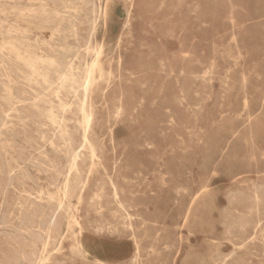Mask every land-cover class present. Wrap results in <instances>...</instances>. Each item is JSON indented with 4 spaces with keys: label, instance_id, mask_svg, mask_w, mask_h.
<instances>
[{
    "label": "rangeland",
    "instance_id": "obj_1",
    "mask_svg": "<svg viewBox=\"0 0 264 264\" xmlns=\"http://www.w3.org/2000/svg\"><path fill=\"white\" fill-rule=\"evenodd\" d=\"M84 1L67 0L70 6H66L82 8L76 22L74 20L81 39L87 36L92 24L96 22L95 37L92 41L94 53L90 52L87 56L82 50H76L75 39L68 30L63 34L67 44L60 40L61 38L57 42L59 44L62 41L61 44L68 46L67 57L72 58L78 54L75 55L77 58L73 64L78 68L79 75L82 74L85 63H90L99 52V59L105 70H112L113 81L108 97L110 103L115 92L120 90L122 93L123 113L113 127V143L109 141V131H96L105 148L103 165L110 171L114 160L119 163L118 176L113 178L118 187V194L117 198L114 197L107 178L103 177L102 169L98 168V173L90 178L80 204H77L76 198L71 200L70 210L79 227L73 226L61 244H50L41 255L39 254L42 248L37 243L40 247L38 255L46 257L47 264H130L137 243L142 251L139 258L141 264H218L222 258L228 256L229 260L224 264H264V231L257 233L256 238L250 237V228H253V223L262 216V213L257 216L251 211V196L257 192L264 200V192L261 191L264 189V0H132L131 31L119 49L116 48V41L122 31L130 1ZM3 4L1 1L0 9L4 8ZM8 6L3 9L7 13L5 16L0 13V21H5L4 27L16 20L15 15L8 11L11 7L20 10L40 7L39 3L30 4L25 0L18 3L8 2ZM62 6L60 2L50 0L46 8L57 7L63 11ZM71 14L69 11L67 15ZM21 26L26 25L21 23ZM49 34L48 30H34L32 35L35 37L31 38L41 42L49 39ZM39 50L43 51V48ZM38 51L36 50V54L41 55ZM218 53L221 55H217ZM119 55L122 59L120 71L115 66V59ZM19 88L26 92L28 100L33 98V93L27 87ZM65 98L64 102H74L71 97ZM48 101L57 106L58 101L46 94L45 101L37 104L39 112L30 110L26 111V115L35 117L33 120L44 122L41 116L45 113ZM3 103L0 100V105L6 108ZM103 118L105 115L99 112L98 123ZM28 128L26 131H13L9 138L10 157L0 160L2 167L8 163L13 167L18 165L13 186L3 189L5 179H0V264H27L34 239L28 237L24 229L31 227L32 231L35 229L33 232H38V227H43V221L37 215L40 210L37 208L34 211L23 209L21 215L17 212L15 204L27 202V198L21 193V185L24 184L27 191L33 192V198L37 196L38 191L42 194L53 193L54 187L50 186L51 180L48 178L49 174H46L48 167L51 164H55L58 169L66 166L67 159L63 158L61 153V143H55L59 148L56 152L48 143L39 140L34 125H29ZM40 131H43L48 139L56 138L49 126L46 131ZM73 134L77 139L78 131H73ZM179 137L182 140L178 139ZM54 142L58 140L54 139ZM43 154H46V157ZM11 158L16 162H12ZM176 185L184 189L177 190L181 194L187 191L193 194L200 186H208L205 197L193 203L185 225L182 214L191 201L189 196L184 199L179 197L181 194L176 192ZM116 199L123 203L124 209L117 207ZM245 199L246 201H243ZM222 211H226L225 214ZM25 217L30 219L27 221ZM66 220V215L62 213L60 221L63 228ZM65 232L64 230L63 235ZM73 236L78 237L80 242L79 253L72 247ZM155 236L159 237L157 243L153 241ZM21 240L25 242L22 243ZM241 241L247 244L243 248L238 246ZM210 242L214 243L213 247ZM231 244L238 247H232ZM69 247L72 250H69ZM20 254L24 255V259Z\"/></svg>",
    "mask_w": 264,
    "mask_h": 264
},
{
    "label": "bare ground",
    "instance_id": "obj_2",
    "mask_svg": "<svg viewBox=\"0 0 264 264\" xmlns=\"http://www.w3.org/2000/svg\"><path fill=\"white\" fill-rule=\"evenodd\" d=\"M4 2L5 6H8V2H20L23 0H0V2ZM27 2L39 3L40 7L38 9L28 8V9H17L16 7H11L8 10L11 14L15 15L16 20L8 26L4 27L5 21H0V37L2 40L0 41V100H2L6 105L4 108L0 105V160L4 159L5 157H10L9 149H11V139L10 135L13 131H17L18 129L22 131H26L29 125H34L37 128V135L39 136V140L43 143H48L50 147L53 148L54 151L58 152L59 148L55 145H59L61 143V150L63 152V158L67 159L66 166L62 169H58L55 164H51L48 167L49 171L46 174L48 178L51 180L50 186L54 187V192H48L46 194H42L41 191L37 192V196L33 198V192H29L24 188V184L21 185L23 187L21 189V193L25 195L27 198L26 204L23 203H16L15 206L17 208V212L21 215L23 209H33L37 208L40 210L39 215L43 227H38V232H33L30 228H25L24 232L28 237L33 238L34 243L31 245L30 256L27 257V264H47L48 259L46 257H41V253L45 252L46 248L50 244L59 243L61 244L67 238L69 232H71L72 227L78 225L74 215L71 212V200L76 198L77 204H80L82 200L83 193L89 183L90 178L95 174L98 173V168L102 169L103 177L107 178V181L111 188V193L116 196L118 194V187L114 184L113 178L118 176L119 173V163L117 160H114L110 171L106 169L103 165V156L105 154V148L103 147V143L100 142L99 136L96 131H109L108 137L110 143H113L115 138V134L113 131L114 125L117 124V121L120 119L121 114L123 113V106H122V93L119 90L115 92L113 95V101L110 103L108 97L111 92V84L112 81V70L109 68L105 70L104 64L99 59V52L96 53V57L90 62L85 63L83 62L84 68L82 74L79 75V70L75 66L74 60L77 58L78 54H73L74 57L69 58L66 56V53H69L68 46L65 44V35L64 32L67 31L71 33L75 40L76 50H82L85 55H90L89 53H94L92 47V41L95 37L96 32V22L92 24L89 33L84 39L79 37L78 32V25H76V20L79 16V13H82V8L72 6L67 7L69 5L67 0H54L60 2V5H63V11L54 7L53 9H47L48 2L50 0H25ZM72 0H70L71 2ZM83 1V0H82ZM86 1V0H85ZM84 1V2H85ZM129 6L127 8L126 19H124V24L122 27V31L117 37L116 41V48L119 49L125 37H128L131 31V11H132V0H129ZM178 1V0H177ZM181 1V0H180ZM183 2L185 0H182ZM89 2V1H88ZM76 3V2H75ZM74 3V4H75ZM83 3V2H82ZM124 3V2H123ZM179 3V2H178ZM177 3V4H178ZM28 4V3H27ZM52 4V3H51ZM73 4V5H74ZM86 4V3H85ZM105 4V3H104ZM182 4V3H180ZM1 5V6H3ZM29 5V4H28ZM55 4H53L54 6ZM82 5V4H81ZM90 5V4H89ZM94 5V3H93ZM19 6V5H18ZM70 6V5H69ZM181 6V5H178ZM10 7V6H8ZM95 7V6H94ZM164 7V5H163ZM162 7V8H163ZM188 7V6H187ZM192 7V6H191ZM3 8V9H4ZM0 9L1 15L4 16L7 14L5 10ZM8 9V8H6ZM92 9V8H91ZM98 9V8H97ZM161 9V8H160ZM173 9V8H172ZM96 10V9H95ZM182 10V9H181ZM69 11L72 13L69 14ZM92 11V10H91ZM196 11V10H195ZM104 12V11H103ZM174 12V11H172ZM90 13V12H89ZM95 14V13H94ZM194 14V13H193ZM9 15V13H8ZM7 15V16H8ZM195 15V14H194ZM98 16V15H97ZM9 17V16H8ZM84 17V16H83ZM87 17V16H86ZM99 17V16H98ZM3 18V17H2ZM6 18V17H5ZM85 18V17H84ZM93 18V17H92ZM103 18V17H102ZM4 19V18H3ZM104 19V18H103ZM7 20V19H6ZM75 20V22H74ZM90 20V19H89ZM8 22V21H7ZM91 22V20H90ZM89 22V24H91ZM104 22V20H103ZM21 23H25V27L21 26ZM81 23V22H80ZM88 23V22H87ZM93 23V22H92ZM164 23V22H163ZM66 24V27L63 25ZM88 24V25H89ZM103 24V23H102ZM203 25V24H202ZM89 27V26H88ZM175 27V26H174ZM90 28V27H89ZM41 31V30H48L49 31V39L44 41L37 40L32 35L33 31ZM166 32V31H165ZM44 33V32H43ZM85 33V32H84ZM171 33V32H169ZM173 33V32H172ZM45 34V33H44ZM66 34V33H65ZM86 34V33H85ZM47 35V34H46ZM67 35V34H66ZM69 35V34H68ZM38 38V37H37ZM60 40L64 41L65 44H58ZM71 38V39H72ZM178 38V37H177ZM58 41V42H57ZM193 42V41H192ZM231 43V42H230ZM228 44V43H227ZM95 45V44H94ZM180 47V45H178ZM229 46V44H228ZM43 48V51H38V49ZM74 47V46H73ZM115 47V46H114ZM226 47V46H225ZM230 47V46H229ZM71 48V47H70ZM101 48V46H100ZM95 49V47H94ZM98 49V48H97ZM163 49V48H162ZM36 50L41 52V55L36 54ZM72 50V49H71ZM74 50V49H73ZM75 51V50H74ZM93 51V52H92ZM101 51V50H100ZM213 51V50H212ZM229 51V50H228ZM72 52V51H71ZM70 52V53H71ZM78 52V51H77ZM76 52V53H77ZM102 52V51H101ZM114 52V51H113ZM127 52V51H126ZM232 52V51H231ZM75 53V52H74ZM202 53V52H201ZM213 53V52H212ZM224 54V53H223ZM226 54V53H225ZM224 54V55H225ZM84 55V56H85ZM95 55V54H94ZM221 55V54H217ZM72 56V55H70ZM83 56V55H82ZM86 56V57H87ZM187 56V55H186ZM184 55V57H186ZM239 56V55H238ZM81 57V56H80ZM93 57V56H92ZM101 57V56H100ZM184 57L182 59H184ZM213 57V56H211ZM223 57V56H222ZM226 57V56H224ZM240 57V56H239ZM221 58V57H220ZM166 60V59H165ZM221 60V59H220ZM242 60V59H241ZM80 61V60H79ZM83 61V60H82ZM86 61V60H85ZM116 61V68L118 71L122 69V59L119 56L115 59ZM239 60H237L238 62ZM77 62V61H76ZM81 62V61H80ZM77 63L78 64H80ZM212 62V61H211ZM224 62V61H222ZM236 62V60L234 61ZM168 63V62H167ZM199 63V62H198ZM197 63V64H198ZM213 63V62H212ZM215 63V62H214ZM225 63V62H224ZM233 64V62H232ZM231 64V65H232ZM111 65V61L108 62V66ZM165 65V64H164ZM238 65V64H237ZM80 66V65H79ZM209 66V65H208ZM228 66V64H227ZM235 66V65H234ZM233 66V68H234ZM81 67V66H80ZM161 67V66H160ZM201 67V66H200ZM24 70H23V69ZM202 68V67H201ZM229 69V68H228ZM207 70V69H206ZM215 70V69H214ZM213 70V71H214ZM117 71V72H118ZM122 72V71H121ZM215 72V71H214ZM223 72H225L223 70ZM222 72V73H223ZM127 73V72H126ZM171 73V72H170ZM205 73V72H204ZM228 73V72H227ZM173 74V73H172ZM172 74H170L172 76ZM202 74V73H201ZM226 74V73H225ZM197 75V74H196ZM207 75V74H205ZM212 75H214L212 73ZM169 76V75H168ZM181 76V75H180ZM192 76V75H191ZM218 76V75H217ZM131 77V76H130ZM133 77V76H132ZM170 77V76H169ZM199 77V76H198ZM203 77V76H202ZM213 77V76H212ZM211 77V78H212ZM215 77V76H214ZM167 78V77H166ZM171 78V77H170ZM210 78V77H209ZM204 79V78H203ZM207 79V78H206ZM196 79L194 78V81ZM200 80V79H199ZM219 80V79H218ZM217 80V81H218ZM22 81V82H21ZM224 81V80H223ZM225 81H227L225 79ZM176 82V81H175ZM191 82V81H190ZM201 82V81H200ZM205 82V80L203 81ZM209 82V81H208ZM220 82V81H219ZM177 83V82H176ZM144 84V83H143ZM208 84V83H207ZM223 84V83H222ZM178 85V84H177ZM211 85V83H210ZM233 85V84H232ZM27 87L30 92L33 93V98L28 100L26 98V92L20 89L19 87ZM193 86V85H192ZM204 86V85H202ZM213 86V85H212ZM219 86V85H218ZM142 87V86H141ZM207 87V86H206ZM240 87V86H239ZM225 88V87H224ZM208 89V88H207ZM226 89V88H225ZM212 90V89H210ZM223 92V91H222ZM225 93V92H224ZM46 94L52 96L56 101H58L57 106L51 103L46 102L47 106L45 107V113L41 116L44 119V122L39 120H33V116L26 115V111H38L39 107L38 103L41 101H45ZM194 95V94H193ZM197 95V94H196ZM223 95V94H222ZM160 96V95H159ZM71 97L74 102H64L63 98ZM196 97V96H195ZM223 97V96H222ZM65 98V99H66ZM50 100V99H49ZM69 100V99H68ZM112 100V99H111ZM243 101V100H242ZM44 103V102H43ZM179 103V102H178ZM186 103V102H184ZM151 105V104H150ZM153 105V104H152ZM41 106V105H39ZM56 106V107H55ZM140 106V105H139ZM180 106V105H179ZM44 107V104H43ZM152 107V106H151ZM182 107V105H181ZM221 107V105H220ZM183 108V107H182ZM247 108V107H246ZM41 109V108H40ZM188 109V108H186ZM193 109V108H192ZM136 110V109H135ZM190 110V109H189ZM199 110V108H198ZM41 111V110H40ZM112 111V112H111ZM186 111V110H185ZM99 112H103L105 118H103L98 123V114ZM222 112V111H221ZM37 113V112H36ZM240 113V112H239ZM40 114V113H39ZM248 114V113H247ZM197 115V114H196ZM238 115V114H237ZM243 115V114H242ZM194 116V115H193ZM199 116V115H197ZM235 116V115H234ZM239 116V115H238ZM245 116V115H244ZM40 117V119H41ZM221 117V116H220ZM246 117V116H245ZM200 118V117H199ZM249 118V117H248ZM37 119V118H36ZM131 119V118H130ZM237 119V118H236ZM253 119V118H252ZM172 120V119H170ZM196 120V119H195ZM249 120V119H248ZM131 122V121H130ZM171 122V121H170ZM134 124V123H133ZM165 125V124H163ZM168 125V124H167ZM52 128V133L54 139H57L58 142H54V139L46 138V135L41 129H47V127ZM171 126V125H170ZM29 129V128H28ZM73 131H78V137L75 139ZM168 132V131H167ZM200 133V131L198 130ZM203 132V131H202ZM25 134V133H23ZM28 134V133H27ZM35 134V132L33 133ZM143 134V133H142ZM36 135V134H35ZM13 136V135H12ZM24 136V135H22ZM162 136V135H161ZM14 137V136H13ZM48 137V136H47ZM192 137V136H191ZM255 137V136H254ZM16 138V136H15ZM34 139V138H32ZM104 139V138H102ZM182 140L180 137L178 138ZM15 140V139H14ZM30 141V140H29ZM33 141V140H32ZM244 141V140H243ZM20 143V142H19ZM14 143H12L13 145ZM182 144V143H181ZM36 145V144H35ZM43 145V144H42ZM21 146V145H20ZM144 146H146L144 144ZM179 146V145H178ZM22 147V146H21ZM38 147V146H36ZM49 147V146H48ZM49 147V148H50ZM113 147V146H111ZM152 147V146H151ZM113 149V148H112ZM141 149V148H140ZM21 150V149H20ZM19 150V152H20ZM23 150V149H22ZM31 150V149H28ZM37 150V149H36ZM42 150V149H41ZM40 150V151H41ZM45 150V149H44ZM60 150V151H61ZM156 150V149H155ZM39 151V152H40ZM169 151V150H168ZM173 151V149L171 150ZM180 151V150H179ZM12 152V151H11ZM35 152V151H34ZM114 152V151H113ZM165 152V151H164ZM27 153V152H26ZM42 153V152H41ZM44 153V152H43ZM55 153V152H54ZM60 153V152H59ZM223 153V152H222ZM58 155V154H57ZM62 155V154H61ZM15 156V155H14ZM29 156V154H28ZM40 156V155H39ZM37 155V157H39ZM46 157V154H43ZM122 157V156H121ZM29 158H31L29 156ZM163 158V157H162ZM6 159V158H5ZM4 159V160H5ZM12 162H16L13 158ZM10 159V160H11ZM27 159V158H26ZM39 159V158H38ZM34 160V159H33ZM42 160V159H41ZM46 160V159H45ZM30 161V159L28 160ZM47 161V160H46ZM161 161V160H160ZM3 162V161H2ZM6 163V162H5ZM34 163V162H33ZM16 164V163H15ZM25 164V163H24ZM28 164V163H27ZM26 164V165H27ZM32 165V163H30ZM41 164V163H40ZM163 164V163H162ZM37 165V164H36ZM30 166V165H29ZM34 166V165H33ZM39 166V165H38ZM24 167V166H22ZM35 167V166H34ZM17 167H13L10 163L6 164L5 167L0 165V179H5L3 189L13 186V179L14 174L16 172ZM20 169V168H19ZM18 169V170H19ZM47 169V170H48ZM22 170V169H21ZM34 170V169H33ZM40 170V169H39ZM20 172V171H19ZM25 172V171H24ZM36 172H38L36 170ZM18 173V172H17ZM16 173V174H17ZM44 173V172H43ZM139 173V172H138ZM24 173L22 172V175ZM26 174V173H25ZM140 174V173H139ZM158 174V173H157ZM38 175V174H37ZM156 175V174H155ZM26 176V175H24ZM22 177V176H19ZM30 177V176H29ZM140 177V176H139ZM152 177V176H151ZM211 177V176H210ZM27 178V177H25ZM146 178V177H145ZM158 178V177H157ZM31 179V177H30ZM160 179H162L160 177ZM28 180V179H27ZM24 180V181H27ZM35 180V179H34ZM38 180V179H36ZM17 181V180H16ZM19 181V180H18ZM23 181V180H22ZM31 181V180H30ZM29 182V181H28ZM34 182V181H32ZM40 182V181H39ZM43 182V181H42ZM128 182V181H127ZM18 183V182H17ZM21 183V181H20ZM143 183V182H142ZM38 184V183H37ZM47 184V183H46ZM99 184V183H98ZM161 184V183H160ZM165 184V183H164ZM34 186V185H33ZM49 186V188H50ZM163 186V185H162ZM255 186V185H254ZM20 187V186H19ZM26 187V185H25ZM31 187V186H30ZM29 187V188H30ZM38 187V186H37ZM48 187V186H47ZM2 188V187H1ZM95 188V187H94ZM140 188V187H139ZM207 185L200 186L195 193H179L177 190L180 189L184 191L183 188H180L176 185V192L180 195L181 199L190 197V203L187 206L186 210L182 214L183 224L187 223L189 215L191 213V209L193 207V203L197 200L205 197L204 195L207 194ZM253 188V187H252ZM28 189V188H27ZM40 189V188H39ZM96 189V188H95ZM263 189V188H262ZM14 190V189H13ZM33 190V189H32ZM53 190V189H52ZM121 190V189H120ZM264 190V189H263ZM261 190L262 192H264ZM123 191V190H122ZM259 191V189H258ZM17 192V191H16ZM247 192V191H246ZM250 192V191H249ZM260 192V191H259ZM260 192V193H262ZM2 193V192H1ZM95 193V192H94ZM98 194V193H97ZM102 194V193H101ZM122 194V193H121ZM152 194V193H151ZM150 194V195H151ZM228 194V193H227ZM233 194V193H230ZM239 196L237 193H235ZM240 194V193H239ZM252 194V192H251ZM259 194V193H258ZM263 194V193H262ZM3 195V194H2ZM34 195V194H33ZM100 195V194H99ZM111 195V196H113ZM154 195V194H152ZM242 195V193H241ZM240 195V196H241ZM250 195V194H249ZM5 196V195H4ZM18 196V195H17ZM101 196V195H100ZM262 196V195H261ZM16 197V196H15ZM107 197V196H106ZM133 197V195H132ZM231 197V196H230ZM253 199V203H251V211L254 212L257 216L262 213V216L257 219L254 224L252 230V234L250 237L254 236L256 238L257 233H262L264 231V200L261 199L257 192L251 196ZM250 197V198H251ZM263 197V196H262ZM4 198V197H3ZM20 198V197H19ZM22 198V197H21ZM25 198V199H26ZM209 198V197H208ZM228 198V197H227ZM241 197V201H242ZM248 198V197H247ZM33 201H30V200ZM96 199V198H94ZM99 199V198H98ZM232 199V198H231ZM249 199V198H248ZM247 199V200H248ZM5 200V199H4ZM117 200V199H116ZM133 200V199H132ZM250 200V199H249ZM207 201V199H206ZM232 201V200H230ZM240 201V202H241ZM243 201H246L243 200ZM116 202V201H115ZM227 202V201H226ZM235 202V201H234ZM238 202V201H236ZM228 203V202H227ZM225 203V204H227ZM248 203V202H246ZM249 203V204H250ZM106 204V203H105ZM126 204V203H125ZM183 204V203H181ZM212 204V203H211ZM230 204V203H229ZM236 204V203H235ZM238 204V203H237ZM243 204V202H242ZM245 204V203H244ZM96 205V204H95ZM117 207L122 210L125 208L122 202H118L117 200ZM115 205V206H116ZM2 206V205H1ZM13 206V207H15ZM229 206V205H228ZM235 206V205H234ZM239 206V204H238ZM241 206V205H240ZM244 206V205H243ZM247 207V204L245 205ZM11 207V206H10ZM12 207V208H13ZM108 207V206H107ZM112 207V205H111ZM139 207V206H138ZM199 207V206H198ZM237 207V206H236ZM242 207V206H241ZM245 207V208H246ZM79 208V207H78ZM182 208V207H181ZM44 209L48 211L45 212ZM75 209V208H74ZM116 209V208H115ZM140 209V208H139ZM210 209V208H209ZM244 209V208H243ZM243 209H241L243 211ZM37 210V211H38ZM112 210V209H111ZM131 210V209H130ZM212 210V209H211ZM32 211V212H33ZM78 211V210H77ZM117 211V210H116ZM129 211V210H128ZM229 211V210H227ZM250 211V212H251ZM25 212V211H24ZM79 212V211H78ZM120 212V211H119ZM223 212V211H222ZM226 212V211H224ZM223 212V214H225ZM246 212V211H245ZM66 215L67 220L65 223V229L63 228V224L60 221L61 214ZM121 213V212H120ZM231 213V211H230ZM12 214V213H10ZM35 214V213H31ZM236 214V213H235ZM239 214V213H238ZM237 214V215H238ZM253 215V213H251ZM5 215V214H4ZM100 215V214H99ZM118 215V214H117ZM227 215V214H226ZM243 215V214H242ZM2 216V214H1ZM35 216V215H34ZM33 216V218H34ZM94 216V215H93ZM233 216V215H232ZM236 216V215H234ZM245 216V215H244ZM255 216V215H254ZM10 217V216H9ZM29 217V216H28ZM98 217V216H97ZM2 218V217H1ZM18 218V217H17ZM16 218V219H17ZM26 218V217H25ZM32 218V217H31ZM36 218V217H35ZM194 218V217H193ZM238 218V217H237ZM7 219V218H6ZM9 219V218H8ZM19 219V218H18ZM23 219V218H21ZM30 219V218H29ZM28 219V220H29ZM64 219V218H63ZM79 219V218H78ZM114 219V218H112ZM199 219V218H198ZM233 219V217H232ZM242 219V218H241ZM240 219V220H241ZM244 219V218H243ZM246 219V218H245ZM11 220V219H10ZM25 220V219H24ZM27 220V218H26ZM27 220V221H28ZM36 220V219H35ZM65 220V219H64ZM106 220V219H105ZM133 220V219H132ZM138 220V219H137ZM197 220V218L195 219ZM230 220V219H229ZM247 220V219H246ZM250 220V219H248ZM20 221V220H18ZM200 221V220H198ZM222 221V220H221ZM234 221V219H233ZM245 221V220H242ZM252 221V220H251ZM4 222V221H2ZM6 222V220H5ZM22 223V221H20ZM226 222V220H225ZM228 222V221H227ZM249 222V221H248ZM246 222V223H248ZM8 223V221H7ZM12 223V222H11ZM16 223V222H15ZM26 223V222H25ZM200 223V222H199ZM223 223V222H222ZM236 223V222H235ZM238 223V222H237ZM242 223V222H241ZM10 224V223H9ZM30 224V223H29ZM40 224V225H41ZM106 224V223H105ZM149 224V223H146ZM201 224V223H200ZM233 224V223H232ZM239 224V223H238ZM244 224V223H243ZM242 224V225H243ZM21 225V224H20ZM24 225V222H23ZM38 225V224H37ZM97 225V224H96ZM207 225V224H206ZM221 225V224H220ZM240 225V224H239ZM247 226V224H244ZM250 225V224H249ZM248 225V226H249ZM7 226V225H4ZM16 226V225H15ZM32 226V225H30ZM103 226V225H102ZM156 226V225H154ZM231 226V225H230ZM238 226V225H237ZM251 226V225H250ZM8 227V226H7ZM79 227V225H78ZM77 227V228H78ZM110 227V226H109ZM112 227V226H111ZM195 227V226H194ZM222 227V226H221ZM226 227V226H225ZM224 227V228H225ZM6 228V227H5ZM130 228V227H129ZM202 228V227H201ZM236 228V227H235ZM245 228V227H244ZM23 229V228H22ZM178 229V228H177ZM232 229V228H231ZM3 230V229H1ZM7 230V228H6ZM64 230L66 231L63 235ZM96 230V229H95ZM180 230V229H179ZM224 230V229H223ZM237 230V229H236ZM9 231V230H8ZM107 231V230H106ZM228 231V230H227ZM226 231V232H227ZM230 231V230H229ZM233 231V230H232ZM18 232V229H17ZM111 232V231H110ZM187 232V231H186ZM223 232V231H222ZM236 232V231H235ZM238 232V231H237ZM236 232V233H237ZM80 233V232H79ZM77 233V234H79ZM243 233V232H241ZM264 233V232H263ZM96 234V233H95ZM145 234V233H144ZM226 234V233H223ZM19 235H21L19 233ZM25 235V236H26ZM190 235V234H189ZM247 235V234H246ZM261 235V234H259ZM144 236V235H143ZM228 236V235H225ZM238 236V235H237ZM245 236V235H244ZM243 236V237H244ZM264 236V235H263ZM14 237V236H13ZM27 237V238H28ZM80 237V236H79ZM9 238V237H7ZM226 238V237H225ZM259 238V237H258ZM3 239V238H2ZM24 239V238H22ZM129 240V238H127ZM253 239V237H252ZM10 240V239H8ZM20 240V238H19ZM239 240V239H238ZM236 240V242L238 241ZM251 240V239H250ZM260 240V238H259ZM22 241V240H21ZM130 241V240H129ZM154 243L159 242V237L155 236L153 238ZM13 242V241H12ZM25 242V240H24ZM22 241V243H24ZM133 241H131L132 243ZM214 242V241H213ZM224 242V241H221ZM226 242V241H225ZM239 242V241H238ZM248 242V240H247ZM255 242V241H254ZM27 243V242H26ZM37 243H39L40 247L42 248L40 251V247H38ZM134 243V242H133ZM132 243V244H133ZM213 247L214 243L210 242ZM217 243V242H216ZM14 244V243H11ZM219 244V243H218ZM259 244V243H258ZM21 245V244H20ZM73 245V246H72ZM72 247L79 253L80 252V242L78 237H72ZM208 245V244H206ZM247 244L244 241H241V244L238 245L239 248L245 247ZM8 246V245H7ZM15 246V245H14ZM30 246V245H29ZM133 246V245H132ZM172 246V245H170ZM219 246V245H218ZM230 246V245H229ZM232 247H236V245ZM237 246V247H238ZM11 247V246H10ZM16 247V246H15ZM22 247V246H21ZM26 247V246H25ZM59 247V245H58ZM71 247V248H72ZM236 247V248H237ZM17 248V247H16ZM54 248V247H53ZM132 248V247H131ZM134 248V247H133ZM231 248V247H230ZM235 248V249H236ZM264 248V247H263ZM55 249V248H54ZM73 249V250H74ZM216 249V248H214ZM218 249V248H217ZM234 249V250H235ZM22 250V249H21ZM19 250V251H21ZM53 250V249H52ZM69 250L70 249L69 247ZM83 250V249H82ZM132 250V249H131ZM169 250V249H168ZM167 250V251H168ZM246 250V249H245ZM264 250V249H263ZM17 251V250H15ZM40 251V254L38 255ZM58 251V250H57ZM208 251V250H207ZM226 251V250H225ZM241 251V250H240ZM55 252V251H54ZM59 252V251H58ZM141 248L140 246L135 243V251L133 256L130 259V264H141L139 262ZM253 252V251H252ZM24 253V252H23ZM77 253V254H78ZM153 253V251H152ZM233 253V252H232ZM248 253V252H247ZM256 254V252H254ZM28 254V253H27ZM156 254V253H155ZM235 254V253H233ZM231 254V255H233ZM238 254V253H237ZM262 254V253H261ZM22 256V254H20ZM19 255V256H20ZM43 255V254H42ZM159 255V254H158ZM213 255V254H212ZM229 255V254H228ZM244 255V254H243ZM251 255V254H250ZM258 255V254H257ZM264 255V254H263ZM7 256V254H6ZM13 256V255H12ZM24 256V255H23ZM22 256V257H23ZM214 256V255H213ZM226 256V255H225ZM252 256V255H251ZM80 257V256H79ZM147 257V256H146ZM182 257V256H181ZM207 257V256H206ZM229 257L222 258L218 264H224L229 260ZM233 257V256H231ZM244 257V256H243ZM246 257V256H245ZM244 257V258H245ZM249 257V256H248ZM248 257L246 260H248ZM263 257V256H262ZM14 258V257H13ZM26 258V257H25ZM210 258V257H208ZM220 258V257H219ZM254 258V257H251ZM12 259V258H11ZM24 259V257H23ZM161 259V258H160ZM237 259V258H236ZM256 259V258H255ZM8 260V259H6ZM22 260V259H21ZM208 260V259H207ZM212 260V258H211ZM231 260V259H230ZM257 260V259H256ZM260 260V259H259ZM11 261V260H10ZM198 261V260H197ZM209 261V260H208ZM218 261V260H217ZM25 261H23L24 263ZM206 262V261H205ZM14 263V262H13ZM12 263V264H13ZM101 263V262H98ZM212 263V262H211ZM260 263V262H259ZM15 264V263H14ZM71 264V263H70ZM103 264V263H101ZM156 264V263H155ZM199 264V263H197ZM258 264V263H257Z\"/></svg>",
    "mask_w": 264,
    "mask_h": 264
}]
</instances>
